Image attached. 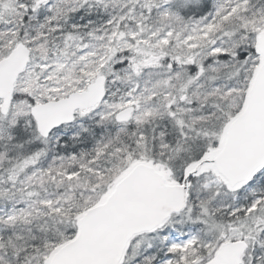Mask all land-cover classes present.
I'll return each mask as SVG.
<instances>
[{"label": "snow or ice", "instance_id": "1", "mask_svg": "<svg viewBox=\"0 0 264 264\" xmlns=\"http://www.w3.org/2000/svg\"><path fill=\"white\" fill-rule=\"evenodd\" d=\"M0 264H264V0H0Z\"/></svg>", "mask_w": 264, "mask_h": 264}]
</instances>
